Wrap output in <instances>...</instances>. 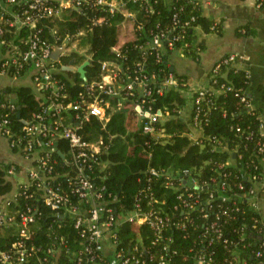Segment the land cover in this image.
Segmentation results:
<instances>
[{"label":"trees","instance_id":"trees-1","mask_svg":"<svg viewBox=\"0 0 264 264\" xmlns=\"http://www.w3.org/2000/svg\"><path fill=\"white\" fill-rule=\"evenodd\" d=\"M120 1L124 3L121 8L134 13L135 26L134 37L123 41L120 56L113 47L120 41V24L127 17L122 9L112 12L107 5H98L94 1L82 2L78 7L65 8L60 14L46 16L39 21L42 35L53 44H60L67 34L72 36L69 42L76 41V48L62 57V63L72 60L79 65L91 58L86 66L87 80L79 72L65 70L59 61L55 62L57 69L54 75L61 80L63 93L59 100L64 104L80 103L83 98L90 100L88 87L100 80L101 64L105 59L118 61L120 75L126 80L124 82L139 72L138 62L141 61L140 72L145 77L146 86L152 88L149 95H144L143 87L138 85H134V94H126V87L121 88L123 94L119 96L102 93L112 102L110 117L106 122L93 114L87 118H77L76 114H83L84 109H77L73 105L63 111L65 121L76 124L83 139L94 141L102 137L107 145L98 154L99 161L86 171L90 172L96 187L104 186L102 198L108 201L114 216L128 214L138 209L139 205L143 211L153 209L159 215L170 218V225L164 228L161 236L155 234L149 224L137 225L130 221L119 224L116 226L118 249L133 255L136 239L140 238L139 251L146 260L141 264H159L161 256L170 264H194L200 255L211 257L210 264H229L233 247L224 239L237 242L243 238L239 244L241 257L248 264H264V217L248 200L236 194L247 192L252 184L249 177L260 174L264 169L261 163L264 154L256 155L260 122L258 113L264 112V104L257 107V111L246 107L237 92L243 90L249 94L251 78L246 76L244 69L223 64L213 77V84L216 88L231 84L232 88L222 89L218 95H207L198 105L195 103L191 119L187 120L179 109L187 101L182 89L188 77L170 68L169 56L172 53L182 52L199 57L201 46L193 34L197 26L205 31L221 32L222 19L206 15L201 0ZM53 3H56L55 0ZM102 16L103 21H96ZM155 32H165L166 52L152 45ZM173 38L174 47H169L167 41ZM171 74L178 78V85L163 86L164 80ZM159 86L164 88L163 93L156 91ZM259 89L264 91V86ZM39 91L49 92L31 84L0 87V103H4L0 106V114L9 118L12 130L9 139L10 142L14 141L12 148L15 151H20L32 138L23 130L25 122L31 120L33 113L41 110L42 105L49 101L40 97ZM14 98H18V102ZM119 101L123 102L120 107L117 105ZM10 103L15 104V109L9 107ZM139 104H143L144 112L139 110ZM159 109L164 112L163 117L154 121L153 125L164 127L166 135L144 131V123L149 119L146 112ZM197 111L205 133L225 139L227 147L213 148L207 140L201 145L189 137L190 120ZM52 118L47 115L48 121ZM250 130L254 135L247 138ZM69 149L68 139L59 138L57 147L50 152V164L53 166L51 175L54 177L48 178V181L51 186L68 192L73 202H78V195L72 192L74 182L70 178L76 174L77 168L67 160L71 158ZM12 163L0 162V207L2 196L14 187V176L8 173ZM151 168H156L159 174H152ZM192 175L199 178L201 188L190 183ZM212 177H216L217 181H213ZM223 180L227 181L224 188L221 185ZM240 184L243 187H239ZM187 190L195 193L190 198L194 203V209L189 211L192 222L181 227L180 224L185 222L187 207L179 194ZM221 191L230 197L223 199L218 195ZM42 193L41 188L32 196L20 193L10 200L8 206L10 210L21 211L31 207L35 216V222L31 225L32 235L25 243L27 246L34 245L38 250L27 264H38L39 255H47L53 264H88V256L83 250L95 244L90 242L88 234H82L81 228L75 227L73 216L48 206ZM203 205L209 211L206 218L199 209ZM236 207L240 209L236 211ZM212 223L223 230L221 241L215 237L210 243L215 235L207 232V226ZM19 239L14 225L4 229L0 237V258L2 253L13 252V244ZM55 245L60 248L57 256L50 252ZM259 252L261 256H257ZM149 254H154L155 258L150 260ZM101 259L102 263L108 260L106 255Z\"/></svg>","mask_w":264,"mask_h":264},{"label":"built area","instance_id":"built-area-1","mask_svg":"<svg viewBox=\"0 0 264 264\" xmlns=\"http://www.w3.org/2000/svg\"><path fill=\"white\" fill-rule=\"evenodd\" d=\"M0 0V73L16 78L27 72L31 73L33 84L36 87L43 88L45 91H49L47 94L44 91L42 95L44 100L48 99L47 103L42 105L41 110L33 113L31 120L25 122L23 130L31 135V140L20 148V152L30 160V166L27 167L26 176L23 179H18L17 174L21 171V167L17 169V163L13 162L8 169L9 175L14 176L13 190L2 196L0 207V237L4 233V229L14 225L17 230L18 237L20 238L13 244V252L2 253L0 261L2 264H27L29 258L34 256L38 249L34 245L27 246L25 240L29 239L32 235L31 225L35 222V216L32 213V208L27 207L26 210H10L8 208L10 200L16 197L20 193H24L26 196H32L37 189H43L42 196L45 202L52 209L58 212H65L75 218V227L82 229V234H88V238L93 246H87L83 253L88 256L86 262L88 264H141L146 260L142 258L139 251L140 238L136 239V245L133 247V255H127L122 250L118 249V235L117 228L119 224H123L126 221L133 222L137 225L149 224L155 232V234L161 236L162 231L168 225H170V218L161 216L156 210L143 211L137 206L138 209H134L128 214H124L121 217H115L112 208L108 206V201L103 199L104 186L98 188L93 183L90 172L87 169H92L93 164L99 161L98 154L107 148L105 141L102 137H99L94 141H86L77 130V125L65 121L63 111L69 106H74L77 109L83 108V114L77 113V118L89 117L93 114L98 116L102 121H108L110 117L109 108L112 106L110 98L104 97L102 93L110 95H122L121 88L126 87V94H134V85L143 87V94L149 95L152 93V88L146 86V80L142 74V62H138L139 72L135 74L129 81H126L120 75V64L116 59H105L101 64V78L98 81L92 82L89 85L90 100L83 98L82 102L75 104H64L59 100V96H63L61 80L54 75L57 66L56 61L62 63V57L66 55L65 52H61L59 59L52 57V52L57 45L64 44L66 49L72 51L76 48V41H71L72 36L67 34L61 40L60 44H53L46 37L42 35L39 21L41 18L51 15L60 14L61 11L68 7H78L82 2L94 1L98 5H107L108 9L112 12L117 9L124 10L127 15L124 21H130L132 23L133 35H134V13L125 11L121 8L124 4L120 0ZM264 3V0L262 1ZM104 17H98L96 21H103ZM122 21V22H124ZM121 25V24H120ZM26 32H23V30ZM120 30V29H119ZM8 31V32H7ZM134 37V36H133ZM132 37V38H133ZM131 39V38H129ZM165 32H155L153 34L151 43L153 46L163 48L166 52L168 46L164 44ZM174 40L169 39L167 41L169 47H174ZM123 42H120L113 47L117 52V56H120V47ZM182 53V52H181ZM238 54L235 52L228 53L222 56L213 65L208 78L205 83L196 87H190L189 82L183 84L185 87L182 89L186 96H190L192 99V108L194 104L197 105L206 99L207 95H218L222 89H231V84H222V88H216L212 81L213 77L221 70L223 64L236 65L245 70V74L248 78L251 77L249 69L238 64ZM24 71V72H23ZM216 82V81H215ZM178 78L171 74L165 80L163 86H176L178 85ZM156 91L163 93L164 88L159 86ZM189 93V94H187ZM241 101L244 105L250 109L257 111V105L254 102L253 94L238 91ZM262 99L264 103V91H262ZM188 100V99H187ZM144 101V100H143ZM4 103H0V106ZM11 109H15V104H8ZM118 107L123 105L122 101L117 103ZM186 105V103H185ZM185 105L179 109V113L184 116ZM199 107V106H198ZM139 110L144 112L143 104L138 105ZM201 109V107H200ZM146 114L149 119L144 123V131L156 133L158 135H166L164 127H155L154 121L162 119L164 112L159 109L155 112L147 111ZM47 115L53 118L48 121ZM191 116V115H190ZM258 117L260 122L258 124L257 133L259 139L257 141L256 155L264 154V112L259 111ZM191 119V117H190ZM190 131H188L189 137L204 145V142H209L212 147H227L225 139L218 136H210L205 133V129L199 119V112L194 114L192 120H190ZM194 128L200 129L202 133L197 135ZM240 130V127H238ZM245 131V130H243ZM0 132L9 137L12 135V130L9 126V118L0 114ZM254 132L252 130L247 132V138H252ZM67 138L70 143L69 153L71 158L67 159L71 164H74L77 168L75 175L70 178L74 182L72 192L78 195V202H73L68 192L63 191L59 187H53L49 184L48 178H53L51 175L53 166L50 164L51 151L57 147V141L59 138ZM10 142V139H9ZM10 145H14V141L10 142ZM64 154V153H63ZM264 167V156L261 160ZM152 174H159L156 168H151ZM11 176V177H12ZM252 182L250 189L247 192L236 193L239 196L244 197L250 205L260 212L259 197L264 195V169L260 174H253L249 177ZM213 181H217L216 177H212ZM169 183L171 182L169 176ZM185 182V179H184ZM190 183L197 188H201V182L195 175L190 177ZM222 187H226L227 181H221ZM34 187V189L32 188ZM239 187H243L240 184ZM32 190V191H30ZM211 195H214L212 193ZM219 196L223 199H228L230 196L221 191ZM195 196L193 191H182L179 194L184 201L185 207H187L185 222L180 224L181 227L186 226V223L192 222L190 218V210L194 209V203L190 201V198ZM189 198V199H188ZM210 205V201H208ZM203 216L206 218L209 216V211L206 206L203 205L200 208ZM240 208L236 207L238 211ZM227 213V211H225ZM179 226V224H178ZM256 227V226H254ZM264 228V222L262 224ZM207 232H212L221 241L223 236V230L212 223L207 226ZM64 241V239H61ZM158 240V239H157ZM234 242L228 239H224V242L230 243L233 247L231 251L232 258L229 264H248L247 260L241 257L239 251L240 241ZM62 247V246H61ZM60 251L59 246H53L50 248V252L53 256H57ZM132 251V250H131ZM148 254V251H147ZM108 260L105 263L100 262L102 256H105ZM262 253H257V256H261ZM154 254H149V259L153 260ZM211 257L206 255H200L194 264H210ZM38 264H53L49 262L48 256H37ZM159 264H170L161 256Z\"/></svg>","mask_w":264,"mask_h":264},{"label":"crops","instance_id":"crops-1","mask_svg":"<svg viewBox=\"0 0 264 264\" xmlns=\"http://www.w3.org/2000/svg\"><path fill=\"white\" fill-rule=\"evenodd\" d=\"M263 1V0H262ZM203 11L208 16L222 19L221 32L205 31L197 26L194 37L201 46L199 57L194 58L183 53H172L169 56L171 65L179 74L188 77L190 87H196L205 83L208 75L222 56L235 52L238 54V64L249 69L251 73L250 93L254 96V102L263 106L262 91L264 86V3L261 0H201ZM130 21L121 23L128 30L126 34L119 32L120 42L132 38L133 28ZM120 28V31H121ZM123 37V39L121 38ZM33 84L30 72L16 78L0 73V87L6 85ZM189 94V93H187ZM43 97L42 92H38ZM184 117L189 120L192 111L191 97L187 96ZM191 126V125H190ZM197 135L202 131L194 128ZM0 162H16L21 171L17 178L23 179L30 166V160L20 151L13 150L8 137L0 132ZM259 207L264 217V195L259 197Z\"/></svg>","mask_w":264,"mask_h":264},{"label":"water","instance_id":"water-1","mask_svg":"<svg viewBox=\"0 0 264 264\" xmlns=\"http://www.w3.org/2000/svg\"><path fill=\"white\" fill-rule=\"evenodd\" d=\"M61 52H65L66 54H70L71 53V50L69 49H66L65 45L62 44V45H57L56 48L53 50L52 52V57L54 59H59L60 57V54ZM91 62V58H88L86 59L83 63L77 65L75 64L72 60L68 63H64L62 64V68L65 69V70H69V71H74V72H79L81 77L84 79V80H87V70H86V66ZM172 70L174 69V66L171 65L170 67ZM14 101L18 102V98H14L13 99ZM61 152V151H60ZM62 155L63 152H61Z\"/></svg>","mask_w":264,"mask_h":264},{"label":"rangeland","instance_id":"rangeland-1","mask_svg":"<svg viewBox=\"0 0 264 264\" xmlns=\"http://www.w3.org/2000/svg\"><path fill=\"white\" fill-rule=\"evenodd\" d=\"M129 26H131V23H129ZM120 28H121V25H120ZM127 32H128L127 28H126L125 26H123V27L121 28L120 33H124V34H126ZM121 38L123 39V37H121ZM73 49H75V48H73Z\"/></svg>","mask_w":264,"mask_h":264}]
</instances>
